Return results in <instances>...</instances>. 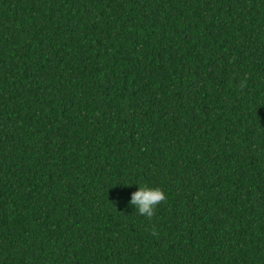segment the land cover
Listing matches in <instances>:
<instances>
[{
	"label": "trees",
	"instance_id": "obj_1",
	"mask_svg": "<svg viewBox=\"0 0 264 264\" xmlns=\"http://www.w3.org/2000/svg\"><path fill=\"white\" fill-rule=\"evenodd\" d=\"M0 264H264V0H0Z\"/></svg>",
	"mask_w": 264,
	"mask_h": 264
},
{
	"label": "clouds",
	"instance_id": "obj_2",
	"mask_svg": "<svg viewBox=\"0 0 264 264\" xmlns=\"http://www.w3.org/2000/svg\"><path fill=\"white\" fill-rule=\"evenodd\" d=\"M117 184L131 185L132 183L124 182ZM136 184H138V188L131 193L128 204L139 215L151 217L156 206L165 199V192L159 187Z\"/></svg>",
	"mask_w": 264,
	"mask_h": 264
}]
</instances>
